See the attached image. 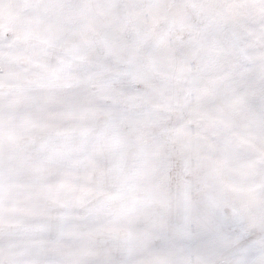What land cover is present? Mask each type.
<instances>
[{
  "label": "snow or ice",
  "instance_id": "6c2138e0",
  "mask_svg": "<svg viewBox=\"0 0 264 264\" xmlns=\"http://www.w3.org/2000/svg\"><path fill=\"white\" fill-rule=\"evenodd\" d=\"M0 264H264V0H0Z\"/></svg>",
  "mask_w": 264,
  "mask_h": 264
}]
</instances>
